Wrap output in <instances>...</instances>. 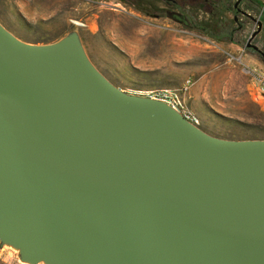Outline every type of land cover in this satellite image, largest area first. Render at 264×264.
Wrapping results in <instances>:
<instances>
[{
  "label": "water",
  "instance_id": "water-1",
  "mask_svg": "<svg viewBox=\"0 0 264 264\" xmlns=\"http://www.w3.org/2000/svg\"><path fill=\"white\" fill-rule=\"evenodd\" d=\"M0 238L32 264H264V140L115 88L75 37L0 25Z\"/></svg>",
  "mask_w": 264,
  "mask_h": 264
},
{
  "label": "rangeland",
  "instance_id": "rangeland-1",
  "mask_svg": "<svg viewBox=\"0 0 264 264\" xmlns=\"http://www.w3.org/2000/svg\"><path fill=\"white\" fill-rule=\"evenodd\" d=\"M207 1V2H206ZM250 17L236 16L233 6ZM194 19L218 41L175 17ZM236 17V21L234 18ZM264 0H0V25L19 41L49 45L75 37L89 63L115 88L131 95L179 89L190 81L185 106L199 129L228 141L264 140ZM0 264H32L0 238ZM37 264H46L40 262Z\"/></svg>",
  "mask_w": 264,
  "mask_h": 264
},
{
  "label": "built area",
  "instance_id": "built-area-1",
  "mask_svg": "<svg viewBox=\"0 0 264 264\" xmlns=\"http://www.w3.org/2000/svg\"><path fill=\"white\" fill-rule=\"evenodd\" d=\"M258 83L260 85V92L264 94V75H258ZM189 85L190 81H186L185 84L179 88V91L175 93H167V91L164 90L162 93H150L147 98L165 104L177 114H186L187 123L199 129V119L194 118V116L191 115V111L187 107H184V101H181V94L188 93Z\"/></svg>",
  "mask_w": 264,
  "mask_h": 264
},
{
  "label": "trees",
  "instance_id": "trees-1",
  "mask_svg": "<svg viewBox=\"0 0 264 264\" xmlns=\"http://www.w3.org/2000/svg\"><path fill=\"white\" fill-rule=\"evenodd\" d=\"M199 1V0H197ZM207 2V1H206ZM183 24L185 26H188L189 28L193 30H197L202 32L203 34H207L209 37L216 39L218 41H227V42H232L231 41V32L228 29H223L221 31V34L218 37H215L214 35L211 34L204 26L200 25L197 23L194 19L187 17L183 15Z\"/></svg>",
  "mask_w": 264,
  "mask_h": 264
},
{
  "label": "flooded vegetation",
  "instance_id": "flooded-vegetation-1",
  "mask_svg": "<svg viewBox=\"0 0 264 264\" xmlns=\"http://www.w3.org/2000/svg\"><path fill=\"white\" fill-rule=\"evenodd\" d=\"M160 1L166 3V4L170 5V6H173V7H175V8H180V6H181V1H182V0H160ZM238 6H239V5H238ZM238 6H237L236 9L233 8V13H234L236 16L241 15V16L247 18V16H244V15L241 14V13H243V12H241V11L238 9ZM233 7H234V6H233ZM237 10L240 11L241 13H238ZM175 18H176L178 21H182V22H183V13H179V15H177ZM235 18H236V17H235ZM249 50H251V49H249ZM263 58H264V57H263Z\"/></svg>",
  "mask_w": 264,
  "mask_h": 264
},
{
  "label": "bare ground",
  "instance_id": "bare-ground-1",
  "mask_svg": "<svg viewBox=\"0 0 264 264\" xmlns=\"http://www.w3.org/2000/svg\"><path fill=\"white\" fill-rule=\"evenodd\" d=\"M164 90L167 91V93H175L176 91H179V89H163V90H158V91H154V92H150V93H162L164 92ZM150 93L146 94V95H140V97H144V98H147V96L150 95ZM137 96V95H136ZM185 94H181V101H184V107L185 106ZM180 117H182V119H184L186 122H187V116L186 114H178ZM191 115L194 116V118H197L192 112H191ZM198 119V118H197ZM48 264H53L52 262L48 263Z\"/></svg>",
  "mask_w": 264,
  "mask_h": 264
}]
</instances>
